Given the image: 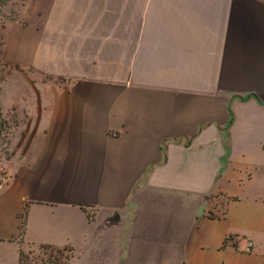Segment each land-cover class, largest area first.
<instances>
[{
  "label": "crops",
  "instance_id": "1",
  "mask_svg": "<svg viewBox=\"0 0 264 264\" xmlns=\"http://www.w3.org/2000/svg\"><path fill=\"white\" fill-rule=\"evenodd\" d=\"M55 5V40L14 56L56 82L23 102L0 264L44 247L67 264H264V0Z\"/></svg>",
  "mask_w": 264,
  "mask_h": 264
},
{
  "label": "rangeland",
  "instance_id": "2",
  "mask_svg": "<svg viewBox=\"0 0 264 264\" xmlns=\"http://www.w3.org/2000/svg\"><path fill=\"white\" fill-rule=\"evenodd\" d=\"M81 8L88 9L87 4ZM56 11L55 0H0V25L4 27L3 63L7 65L0 66V181L7 174L13 141L23 135L24 100L50 92L47 86L56 82L52 76L17 63L14 56L19 46L23 53V46L27 45L30 54L31 48L39 51L41 42L55 40L45 35L59 28L55 21ZM57 260L67 264L65 254L52 249L42 248L23 255L26 264H54Z\"/></svg>",
  "mask_w": 264,
  "mask_h": 264
},
{
  "label": "trees",
  "instance_id": "3",
  "mask_svg": "<svg viewBox=\"0 0 264 264\" xmlns=\"http://www.w3.org/2000/svg\"><path fill=\"white\" fill-rule=\"evenodd\" d=\"M4 27L0 25V66H7L6 64L3 63V48H4V33H3ZM44 249H49L44 247ZM57 253L61 254L62 251H56ZM52 262V261H51ZM54 264H63L59 263L58 260Z\"/></svg>",
  "mask_w": 264,
  "mask_h": 264
},
{
  "label": "built area",
  "instance_id": "4",
  "mask_svg": "<svg viewBox=\"0 0 264 264\" xmlns=\"http://www.w3.org/2000/svg\"><path fill=\"white\" fill-rule=\"evenodd\" d=\"M5 180V177H3V178H1V183L3 182ZM247 252H250V245L248 246V248H247V250H246Z\"/></svg>",
  "mask_w": 264,
  "mask_h": 264
}]
</instances>
